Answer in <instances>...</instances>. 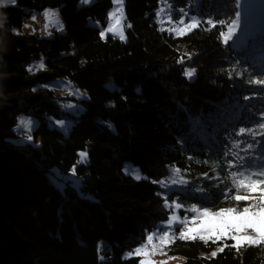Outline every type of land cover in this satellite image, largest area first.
Segmentation results:
<instances>
[{"label":"trees","instance_id":"trees-1","mask_svg":"<svg viewBox=\"0 0 264 264\" xmlns=\"http://www.w3.org/2000/svg\"><path fill=\"white\" fill-rule=\"evenodd\" d=\"M165 1L175 20L198 16L197 29L183 37L165 29L162 0L124 1L125 41L100 36L112 0L0 7L7 17L0 28V264H139L136 247L156 231H169L168 252L182 255V264H264V244L237 251L230 239H179L180 220L167 226L173 201L181 216L250 204L223 194H236L230 172L241 170L242 157L255 161L249 172L264 161V85L249 83L264 80V28L233 47L220 32L235 18L237 0ZM47 6L58 7L64 33H22L24 21ZM42 59L44 68L36 65ZM188 68L197 70L192 82L183 75ZM57 78L87 92L67 134L53 122L62 109L48 83ZM21 115L39 120L28 133L38 144L17 140ZM241 127L255 135H239ZM126 162L145 177L124 172ZM53 168L72 172L80 187L67 180L58 189L48 177ZM172 175L189 184L173 187ZM161 180L171 190L153 183Z\"/></svg>","mask_w":264,"mask_h":264},{"label":"snow or ice","instance_id":"snow-or-ice-1","mask_svg":"<svg viewBox=\"0 0 264 264\" xmlns=\"http://www.w3.org/2000/svg\"><path fill=\"white\" fill-rule=\"evenodd\" d=\"M17 0H6V3L3 6L7 5H15ZM91 0H83V3L87 4L90 3ZM115 3L120 4L122 7V0H114ZM120 11V8H117V12ZM44 15L47 17L49 15H54L53 13H50L48 10L44 12ZM113 13H109V16H112ZM159 15V13L157 14ZM33 20H35V15H33ZM7 19V17H5ZM119 20V17H117ZM180 23H184V18L181 17ZM201 23L200 20H198L195 16H192L190 18V22L185 24L184 27L175 28V29H169L170 32H174L176 37H183L187 34V32H192L193 30L197 29L198 25ZM206 23L213 25L215 27L216 25L213 24L212 20H207ZM220 24L223 25L224 21L221 20ZM238 20H233L230 25L227 27V31H221L220 36L223 38V42L227 44V42L232 38V34L236 32L237 29ZM4 26V25H3ZM2 26V27H3ZM0 27V28H2ZM24 27H28V25H24ZM131 27V25H129ZM45 28H47V25H45ZM63 28V24L60 25V29ZM108 31H112V29H109ZM15 34L19 35L20 33L18 30L13 31ZM50 35V33H49ZM100 36L103 38L105 36V32L101 31ZM121 41H124L126 39L125 35L123 33L119 36ZM179 63H183V61H178ZM40 68H44V64L41 63L39 65ZM31 71V69H29ZM197 70L194 68H188L184 71L183 75L188 78L189 82L193 81V78L196 75ZM237 77L240 76V73H236ZM229 79H231V73H229ZM249 83L254 85H264V80H251ZM33 91H36V89H33ZM114 106V105H111ZM264 116V114H261ZM21 125H23L24 128H28L31 124V121L24 120L23 118L20 121ZM57 124H63L64 121H57ZM109 128L113 127L111 124L108 125ZM258 127L260 129H264V123H259ZM245 133H252L255 135V133L252 132V129L250 128H244L241 127L239 129V135H243ZM27 140L29 142L33 141V136L28 135ZM36 147H39V145H36ZM251 147V145H249ZM229 153L225 152L224 155L228 156ZM81 157V162H85L86 160V152L79 153ZM228 167L229 169L234 167L233 161L228 160ZM240 171H231L230 176L232 179V182L236 189V194L231 195L230 193H224L223 197L224 199H234L236 202H248L251 201L248 206L244 207L242 210H238L235 207H228V208H221L217 211L210 210L209 207H203L199 209V215L198 216H192L191 217V226H189L187 223H183V227L179 232V239L182 240H196L199 239L201 241H204L205 244L208 242H217V241H223L230 239L233 241L232 247L236 248L237 251L241 247L244 246H258L260 244H264V170H261L259 172H249V167L255 165V161H246L245 158H241L238 161ZM207 175V174H205ZM137 180H140L141 177L137 176ZM226 182V181H223ZM73 186L76 188H79L80 185L77 181H73ZM153 183L161 184L164 188L171 190L170 185L168 183H165V181H153ZM189 184V181L187 180H171V185H183L186 186ZM57 188L61 191L64 188L63 184H57ZM182 191H187L186 187L181 188ZM197 191L203 193V189H198ZM243 191L247 194H240V192ZM259 195H256V194ZM195 195V193H193ZM175 203V201H173ZM181 206L180 204L176 203V208L179 209ZM191 211H197L196 206L193 205ZM169 228L172 226V220L170 219L168 221ZM251 233V234H250ZM154 239V235L152 233H149L147 236V240L149 243L152 242ZM160 244L165 245L168 243H171L173 237H170L169 231H163V235L160 236ZM228 245H225L227 247ZM224 250V247H221L217 251L222 252ZM144 252V246L137 247L135 249V255H140ZM133 255V253H127L125 254V259L129 258ZM213 257L217 255V252L214 251L211 254ZM139 264H153V261L147 260V259H141L139 261Z\"/></svg>","mask_w":264,"mask_h":264},{"label":"rangeland","instance_id":"rangeland-1","mask_svg":"<svg viewBox=\"0 0 264 264\" xmlns=\"http://www.w3.org/2000/svg\"><path fill=\"white\" fill-rule=\"evenodd\" d=\"M124 1L122 0V7L120 4H117L112 0V6L109 10V13H113L112 16H109L108 14V22L101 29V31L105 32V36L103 38H106L108 35H113L117 38H119L120 34L123 33L126 37L125 33V22H124ZM237 6L238 10L236 13V16L233 20H238L237 29L236 32L232 34V38L227 42L233 47H240L245 45L246 40L249 36L257 34L258 32L263 31L264 28V0H237ZM117 8H120V11L117 12ZM48 10L50 13H53L54 15L45 16L44 12ZM173 8L170 6L168 2L165 0H162L161 6H160V21L164 23L163 27L169 31V29H175L184 27L185 24L190 22V18L192 16H195L198 20L200 18L196 15H189V18L186 19V14L181 15L177 20L172 18V12ZM43 16L46 20L45 25H47V28L42 29L36 22V19L33 20L34 13L31 14L25 21L21 28L22 33H24L26 36H52L55 32L58 33H64V23L62 21V17L59 13L58 7L54 6H47L43 8L42 10ZM119 17V20L117 19ZM181 17L184 18V23L181 24L180 20ZM232 20V21H233ZM63 24V28L60 29V25ZM229 23L228 25H230ZM24 25H28V27H24ZM97 25V23H96ZM227 25V27H228ZM227 27L224 30L227 31ZM109 29H112V31H108ZM170 32V31H169ZM50 33V35H49ZM175 34L174 32H171ZM120 39V38H119ZM126 40V39H125ZM124 40V41H125ZM223 41V38H222ZM41 63L44 64V60H39L36 62V65H40ZM48 87L54 92V94L57 96V101L60 104V107L62 109V115L61 117L54 119V124L64 133H68V128L72 123V117H76L77 113L83 109L81 100L87 97V92L75 85L71 80L67 78H57L55 80H52L48 83ZM31 121V124L28 128H24L23 125H21L20 121L21 119ZM64 121V123L57 124V121ZM39 124V120L36 117L29 116V115H21L18 118L17 124H16V130H17V140L19 142H29L27 140L28 133L30 131H34ZM21 131H24L23 135H20L19 133ZM33 141L29 142L31 144H38L39 141ZM86 152L87 154V148L82 149L79 151ZM88 160V157L86 155V160ZM79 161H81V157L79 155ZM124 172L131 173L134 178L136 179L137 176L145 177L140 172L139 166L136 164H133L131 162H126L123 167ZM261 170H264V161H262V164L259 165V168L256 172H259ZM49 179L56 183V184H62L67 180L71 181V184L73 185V181H77L80 184L79 179H77L72 172L62 174L58 171V169L53 168L52 172L48 174ZM176 179V175L170 176L169 181ZM165 183L167 182L166 180ZM174 187V185H172ZM256 195H259L258 193ZM251 203V201H250ZM172 211H170V217L173 223L178 222L179 220L183 223H187L189 226H191V217L192 216H198L199 212H193V215H190L188 213H185L184 216H181L180 209L176 208V203L171 205ZM182 223V224H183ZM154 235V239L151 243L148 242L147 237L146 240L143 242H140L137 247L144 246V252L141 253L140 259H147L153 261V264H182L184 261V257L182 255H173L168 252V244L161 245L160 244V236L163 235V233L156 231V232H149ZM148 233V234H149ZM147 234V236H148ZM251 234V233H250ZM136 247V248H137ZM220 246L218 247V249Z\"/></svg>","mask_w":264,"mask_h":264},{"label":"bare ground","instance_id":"bare-ground-1","mask_svg":"<svg viewBox=\"0 0 264 264\" xmlns=\"http://www.w3.org/2000/svg\"><path fill=\"white\" fill-rule=\"evenodd\" d=\"M35 18H36V22H37V24H38L42 29H44V25H45L46 20H45L43 14H41V13H37V14L35 15ZM29 135H31V134H29Z\"/></svg>","mask_w":264,"mask_h":264},{"label":"clouds","instance_id":"clouds-1","mask_svg":"<svg viewBox=\"0 0 264 264\" xmlns=\"http://www.w3.org/2000/svg\"><path fill=\"white\" fill-rule=\"evenodd\" d=\"M6 3V0H0V7H3V5ZM5 15L3 12H0V27H2L5 23ZM15 29H13L14 31Z\"/></svg>","mask_w":264,"mask_h":264}]
</instances>
